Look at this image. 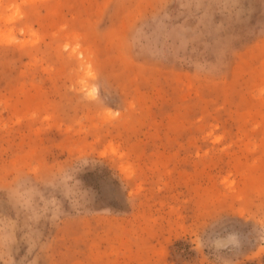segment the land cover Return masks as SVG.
<instances>
[{
	"label": "rangeland",
	"instance_id": "rangeland-1",
	"mask_svg": "<svg viewBox=\"0 0 264 264\" xmlns=\"http://www.w3.org/2000/svg\"><path fill=\"white\" fill-rule=\"evenodd\" d=\"M0 264H264V0H0Z\"/></svg>",
	"mask_w": 264,
	"mask_h": 264
}]
</instances>
